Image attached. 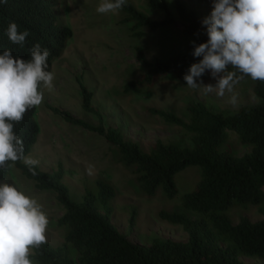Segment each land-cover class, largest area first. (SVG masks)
<instances>
[{
	"label": "trees",
	"instance_id": "obj_1",
	"mask_svg": "<svg viewBox=\"0 0 264 264\" xmlns=\"http://www.w3.org/2000/svg\"><path fill=\"white\" fill-rule=\"evenodd\" d=\"M160 19H152L128 3L118 10L120 23L128 25L131 35L142 39L146 32L183 26L188 45L181 53L166 60L150 61L142 49L137 60L145 70L143 76L125 86V93L151 90L162 79L183 77L200 58L193 56V41L208 39L202 20L211 9L201 11L183 0H144ZM65 0H8L0 5V52L10 49L13 55L30 58V50L40 43L50 50L49 70L64 55L73 39V30L59 21ZM20 30L30 31L25 45L12 44L6 35L10 22ZM228 71H236L229 67ZM210 73H205V75ZM237 75H241L237 72ZM186 82V81H185ZM240 83L251 86L259 102L234 113L209 108L193 101L187 106L188 120L176 113L156 107L146 113L165 124L184 131L187 142L156 141L149 151L126 137L120 128L110 127L102 111L94 103V95L82 80L78 81L82 95V109L93 116L96 124L75 118L67 111L48 107L71 126L83 129L104 139L119 157L120 163L134 170L135 181L146 196L161 194L168 200L179 195L176 177L191 167L201 171L196 190L182 197L184 212L162 211V220L181 226L188 234L187 242H176L152 236L149 246L135 245L112 223L115 187L105 179H98L93 188L85 189L77 199L64 182V169L45 172L36 166V175L21 161L7 162L0 169V182H7L13 170L33 182L39 191L55 194L63 215L58 225L66 229L63 243L49 242L31 249L33 264H244L241 258L264 261V82L244 76ZM37 106L29 109L23 120L15 123L14 131L23 138L25 155L29 156L38 142L40 125L36 119ZM231 134L249 148L244 156H236L226 146ZM257 207L263 219L252 222L241 218L234 224L229 211L238 206ZM136 215H131V227Z\"/></svg>",
	"mask_w": 264,
	"mask_h": 264
},
{
	"label": "rangeland",
	"instance_id": "obj_2",
	"mask_svg": "<svg viewBox=\"0 0 264 264\" xmlns=\"http://www.w3.org/2000/svg\"><path fill=\"white\" fill-rule=\"evenodd\" d=\"M137 9L152 19L160 15L147 7L144 0H128ZM191 8L201 11L211 9V0H183ZM174 4V0H169ZM101 0H65L59 13V21L73 30V39L64 55L53 67L55 74L52 89H44V100L37 106L36 119L40 125V136L31 156L39 161L38 167L45 172L64 169V182L73 195L80 199L85 189L93 188L98 179H105L117 190L114 201L112 223L129 241L139 246H149L152 236L176 242H187L189 237L181 226L160 218L162 211L184 212L182 197L196 190L201 171L191 167L176 177L179 195L168 200L159 194L150 198L139 189L134 170L124 167L116 152L101 137L74 127L53 114L48 107L71 113L75 118L96 124L93 116L82 109V95L78 81L82 80L93 93L94 105L105 116L106 124L120 128L127 138L138 143L145 151L162 140L165 142H187L184 131L169 126L159 118L149 116L148 108L156 107L176 113L188 120L187 106L199 101L209 108L234 113L246 106L258 104L259 100L246 83L237 84L233 93L225 92L223 97L215 93L205 94L202 89L187 87L185 81L174 77L162 79L151 90H136L125 93V86L140 79L145 70L137 60V49H142L150 61L166 60L181 53L188 41L183 36V26L177 24L169 29L146 32L142 39L131 35L130 27L120 23L116 13L100 14L96 11ZM205 84L215 83L210 74L202 77ZM235 94L237 103L232 104ZM226 146L236 156H244L249 148L238 136L231 134ZM89 167L92 174L88 173ZM7 183L37 199L49 218L46 242L52 245L63 243L66 229L58 225L63 209L55 194L39 191L33 182L13 170ZM135 213L136 223L132 228L131 215ZM229 216L238 224L241 218L252 222L263 219L254 206H236ZM151 239V240H150ZM32 251L30 252V256ZM244 264H264L259 259L241 258Z\"/></svg>",
	"mask_w": 264,
	"mask_h": 264
},
{
	"label": "clouds",
	"instance_id": "obj_3",
	"mask_svg": "<svg viewBox=\"0 0 264 264\" xmlns=\"http://www.w3.org/2000/svg\"><path fill=\"white\" fill-rule=\"evenodd\" d=\"M8 0H0L5 5ZM128 0H101L96 11L116 13ZM212 11L202 20L208 39L193 41V63L183 79L192 89L223 97L233 93L244 76L264 82V0H211ZM6 35L12 44L25 45L30 31L20 30L10 22ZM50 50L36 43L30 58L13 55L10 49L0 52V169L7 162H23L36 175L37 159L25 155L23 138L14 131L15 123L44 100V89H52L54 72L49 70ZM229 67L236 71H228ZM239 72L241 75H237ZM205 73L215 83L205 84ZM232 104L237 103L235 94ZM88 173L92 174L89 167ZM49 225L47 213L37 199L15 184L0 182V264H33L31 249L46 242Z\"/></svg>",
	"mask_w": 264,
	"mask_h": 264
}]
</instances>
